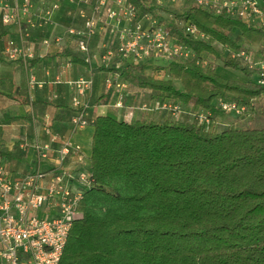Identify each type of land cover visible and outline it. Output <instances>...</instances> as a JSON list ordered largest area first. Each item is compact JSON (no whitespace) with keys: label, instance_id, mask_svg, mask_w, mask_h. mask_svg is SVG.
<instances>
[{"label":"trees","instance_id":"1","mask_svg":"<svg viewBox=\"0 0 264 264\" xmlns=\"http://www.w3.org/2000/svg\"><path fill=\"white\" fill-rule=\"evenodd\" d=\"M256 1L264 21L263 0ZM135 2L139 15L164 10ZM171 14L159 22L192 57L129 64L121 80L151 90L145 102L177 104L181 112L164 121L94 119L90 186L58 264H264V23L194 4ZM183 21L203 38L184 34ZM246 45L256 48L253 59ZM212 58L255 79L221 74ZM0 89L16 88L0 79ZM219 100L245 111L224 113ZM199 112L210 114L209 130L194 120ZM0 156L15 159L17 148L0 142Z\"/></svg>","mask_w":264,"mask_h":264},{"label":"built area","instance_id":"2","mask_svg":"<svg viewBox=\"0 0 264 264\" xmlns=\"http://www.w3.org/2000/svg\"><path fill=\"white\" fill-rule=\"evenodd\" d=\"M0 0V21L7 25L19 23L20 17H26L31 5L30 0ZM73 2L72 0H69ZM89 4V13L80 11L82 25L68 27L65 34L74 40L76 50L89 62L91 57L89 46L99 30L105 29L115 39V47L106 48L99 56L100 66L113 70L108 71L104 78L106 88L117 91V101L114 107H121L123 95L121 89L125 87L121 80V70L126 65H137L147 60L167 61L172 58L192 57V51L183 43L174 39L169 28L156 20L149 13L139 15L136 0H81ZM148 7L163 4L162 0H141ZM182 3L184 0H168ZM192 4L204 9H213L216 13L224 12L236 14L246 22L264 23L262 11L256 0H192ZM191 4V5H192ZM59 9V3H53L38 22L26 20V26L19 31V41L25 44L24 37H28L29 29L42 27L52 22L54 11ZM184 34L195 39L203 38L196 26L188 21L180 22ZM63 38L42 39V45L47 50L51 45L62 49ZM7 41L4 54L9 60H20L24 67H28L29 60L34 57L30 46H21ZM69 63H65L64 69ZM264 68V65L261 66ZM162 74H158L161 77ZM30 85L35 84L30 77ZM258 83L264 84L260 76ZM91 85L90 80L79 79L75 82L78 94ZM221 110L227 114H243L245 108L234 102L218 101ZM76 113L71 119L72 125L84 126L88 123L85 115V106L77 99L72 98ZM144 111L162 110L176 116L181 112L177 104L144 102L141 105ZM129 117L128 120H130ZM198 125L206 130L213 126L210 114L199 112L194 116ZM57 140L56 136L50 139ZM75 147L68 140H62L56 150L57 165H61ZM34 149L35 168L19 177H14L8 169L6 159L0 156V264H58L70 228L73 223L82 217L78 209L79 200L83 191L90 186L89 173H79L76 181L79 187L73 188L68 181L73 176L64 170L52 172L46 184L41 181L47 176L41 164L48 157V145L36 144Z\"/></svg>","mask_w":264,"mask_h":264},{"label":"crops","instance_id":"3","mask_svg":"<svg viewBox=\"0 0 264 264\" xmlns=\"http://www.w3.org/2000/svg\"><path fill=\"white\" fill-rule=\"evenodd\" d=\"M11 4V0H6ZM5 1V2H6ZM19 3L21 0H17ZM30 0L31 5L26 17L21 16L19 23L3 24L0 21V79H11L14 91L0 89V142L11 150L17 148L18 157L6 159L8 169L14 177H19L35 168L34 145H48V157L41 164L47 176L41 181L46 184L53 172L64 170L73 179L68 185L79 187L76 177L79 173H89V157L93 136V121L99 115L109 114L117 119L133 121H164L172 119L167 111H144L141 105L153 96L149 89L142 88L131 80H123L121 107H114L117 91L106 88L104 78L108 70L100 66L99 56L106 48L115 47V39L105 29L99 30L89 46L90 61L86 65L71 60L73 56L83 59L76 50L74 40L65 34L68 27H80L82 18L79 12L87 15L89 4L81 0ZM59 9L53 12L52 22L42 27L29 29L25 44L19 41V31L26 26V20L38 22L53 3ZM62 37V49L51 45L47 50L42 39ZM21 46H30L34 57L24 67L20 60H9L4 54L7 41ZM65 63H69L64 69ZM35 84L30 85V77ZM79 79L90 80L91 85L83 94H78L75 82ZM85 106L88 123L74 127L71 123L76 113L72 98ZM188 117L183 116L181 119ZM56 136L57 140L50 139ZM62 140H68L71 150L61 165H57V148Z\"/></svg>","mask_w":264,"mask_h":264},{"label":"rangeland","instance_id":"4","mask_svg":"<svg viewBox=\"0 0 264 264\" xmlns=\"http://www.w3.org/2000/svg\"><path fill=\"white\" fill-rule=\"evenodd\" d=\"M163 4L159 5V8L164 7L161 12L159 13L158 16H154L156 18V20L158 19V21H170L172 19V11L173 12H180L185 10L187 7H189L192 4V0H184L182 3L179 2H169L168 0H162ZM263 3H261L262 6H264V0L262 1ZM157 12V13H158ZM246 50H247V57L250 59H253L254 53L256 48L254 46H250V45H246L245 46ZM259 58V55H258ZM213 63L216 65V71H218L221 74H224L230 78H235V79H239V80H243V81H253L255 79V76H252L251 78H246L244 77L241 73L235 71V70H231V69H226L223 68L221 66V63L218 59L216 58H212ZM152 61H150L151 63ZM156 62L154 65H161L163 63H161L160 61H154ZM152 67L154 66H149V67H145L144 69V74H149L153 71ZM160 67V66H159ZM160 72V71H158ZM164 78V77H163ZM164 79H168V77L165 76ZM132 82V81H129ZM174 85L179 88V83L178 82H174ZM216 118H224V116H222V114L217 113L216 115H214Z\"/></svg>","mask_w":264,"mask_h":264}]
</instances>
